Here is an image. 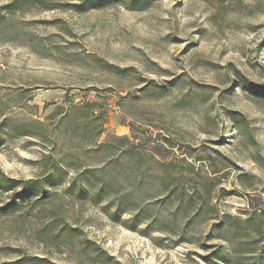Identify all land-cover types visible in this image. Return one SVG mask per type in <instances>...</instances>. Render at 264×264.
Returning a JSON list of instances; mask_svg holds the SVG:
<instances>
[{"label":"rangeland","instance_id":"obj_1","mask_svg":"<svg viewBox=\"0 0 264 264\" xmlns=\"http://www.w3.org/2000/svg\"><path fill=\"white\" fill-rule=\"evenodd\" d=\"M48 6L24 5L0 19V169L40 179L41 160L53 156L64 171L46 183L41 203L0 217V264H14L9 247L57 264H206L209 244L231 242L191 239L208 232L207 214L190 220V239L167 229L186 217L160 202L163 167L154 160L193 164L189 176L204 180L220 213L264 209V94L247 88L264 91V0ZM84 167H102L115 186L133 190L148 204L146 219L128 228L129 212L115 221L104 203L75 200L67 184ZM9 194L0 192V203Z\"/></svg>","mask_w":264,"mask_h":264},{"label":"trees","instance_id":"obj_2","mask_svg":"<svg viewBox=\"0 0 264 264\" xmlns=\"http://www.w3.org/2000/svg\"><path fill=\"white\" fill-rule=\"evenodd\" d=\"M150 1L78 0V2L60 4L54 0H6L4 4L0 5V19L7 15H12L18 10L22 11L24 5L44 6L48 4V7L66 5L74 10L82 11L87 7L97 8L120 2L127 9L137 10L147 6ZM93 57L98 65L109 72L126 75L125 69L109 64L100 57ZM147 84L158 86V83L154 80H149L145 83V85ZM247 88L256 95L264 94V91H259L256 87L247 86ZM86 105L96 113L94 118L100 119L103 122V112L97 110V105L95 103H86ZM237 113L231 111L229 112V116L235 119V114ZM99 133L100 131L97 134ZM41 161L43 176L40 179H16L7 176L0 169V192L10 193L7 200L0 203V217L20 211L25 202L35 201L41 203L47 197L46 183L53 182L55 179L54 172L64 170L61 166H58V161L53 156H46ZM154 163L157 166L163 167V169H160L159 176L160 190L158 191L162 194L160 202L173 203L175 205L171 212L172 217H175L177 212L186 217V221L181 225L167 224V229L171 233L177 235L178 239H190L187 238L189 233L188 228L193 227L190 220L193 216L197 217L207 214L206 220L213 221L208 232L205 236L201 235V233L199 235L193 234L191 239L201 241L202 239L215 238L216 240L225 239L231 243L228 245L223 243L209 244L207 246L208 249L205 250L207 254L203 255V261L206 264H231L236 263L237 260H242L245 264H264V209L250 210L246 212L244 218L229 213H220L214 205L209 203L208 194L210 192L206 188V185L203 184L204 180L200 176H198L199 181L193 178V176H189V174L195 172L193 164L186 162V168H183L172 161L160 162L155 159ZM96 169L100 172L97 173ZM96 169L84 167L81 171L76 172L67 184L66 190L68 193L78 201L90 199L95 204L104 203L102 209L105 212L108 209H112L113 211L109 216L115 221H119L122 212H129L132 218L128 220L129 223L124 221L127 223L124 224L128 228H133L134 225L143 222V219L146 218L141 217V215H143L144 211H147L148 204H141L135 198L133 190L115 186L116 180L111 178V175L105 177L102 167ZM214 173L216 172L214 171ZM207 180L209 182L212 181L211 178ZM155 216L158 217L157 215ZM159 219L161 224H164V218L161 217ZM58 225L59 232L64 231L68 227L66 222H62V220H60ZM148 225L146 223V226ZM157 225L156 230L163 231L160 228L161 226ZM68 229L74 231L73 227H69ZM204 248L206 249V247ZM7 249L5 251L15 255V259L12 262L14 264H57L46 257L27 255L20 247H9ZM96 254H100V252Z\"/></svg>","mask_w":264,"mask_h":264}]
</instances>
